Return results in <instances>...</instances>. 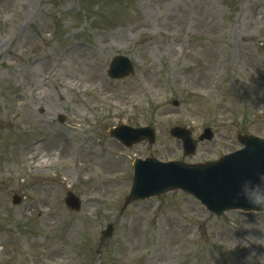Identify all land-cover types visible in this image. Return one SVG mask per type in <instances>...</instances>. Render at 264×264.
<instances>
[{"label":"rangeland","instance_id":"rangeland-1","mask_svg":"<svg viewBox=\"0 0 264 264\" xmlns=\"http://www.w3.org/2000/svg\"><path fill=\"white\" fill-rule=\"evenodd\" d=\"M121 54L134 71L111 80ZM120 125L155 143L122 146ZM174 126L213 138L185 156ZM238 133L264 139V0H0V264H247L264 213L178 190L123 206L135 159L215 161Z\"/></svg>","mask_w":264,"mask_h":264},{"label":"water","instance_id":"water-1","mask_svg":"<svg viewBox=\"0 0 264 264\" xmlns=\"http://www.w3.org/2000/svg\"><path fill=\"white\" fill-rule=\"evenodd\" d=\"M133 71V67L125 57H116L112 60L108 74L113 79L123 78ZM170 134L181 139L186 154L195 150V143L190 132L181 128H174ZM110 135L126 147L147 140L154 141V133L150 128H131L125 125L110 131ZM212 132L206 129L200 140H210ZM239 143L244 149L221 158L217 162L200 165H187L182 163H162L147 158L136 160L133 164V184L125 204L138 199L180 188L193 194L206 206V208L220 215L222 211L232 208H245L250 206L242 199H237L236 192L239 182L257 171H264V141L253 136L238 135ZM20 198L13 197V203H19ZM68 208L78 210L79 200L68 193L65 200ZM111 225L101 233L100 241L109 237Z\"/></svg>","mask_w":264,"mask_h":264},{"label":"clouds","instance_id":"clouds-1","mask_svg":"<svg viewBox=\"0 0 264 264\" xmlns=\"http://www.w3.org/2000/svg\"><path fill=\"white\" fill-rule=\"evenodd\" d=\"M237 199H242L250 207L249 211L264 213V171H257L254 175L243 178L236 192ZM250 227H254L250 223ZM246 240L264 245V231L260 236L247 235ZM247 264H264V253L251 251L246 257Z\"/></svg>","mask_w":264,"mask_h":264},{"label":"bare ground","instance_id":"bare-ground-1","mask_svg":"<svg viewBox=\"0 0 264 264\" xmlns=\"http://www.w3.org/2000/svg\"><path fill=\"white\" fill-rule=\"evenodd\" d=\"M25 154H27L28 160H32V158L35 157V160H34V168L35 169H41L42 168L41 166H44L43 165V162L40 161V159H41V156L40 155L33 154L32 152L24 151L22 153V157H24Z\"/></svg>","mask_w":264,"mask_h":264}]
</instances>
